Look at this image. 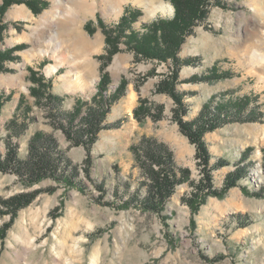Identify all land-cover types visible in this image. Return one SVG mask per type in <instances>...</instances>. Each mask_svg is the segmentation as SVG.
<instances>
[{
    "label": "rangeland",
    "instance_id": "rangeland-1",
    "mask_svg": "<svg viewBox=\"0 0 264 264\" xmlns=\"http://www.w3.org/2000/svg\"><path fill=\"white\" fill-rule=\"evenodd\" d=\"M41 1L45 6L36 15L19 4L3 17L0 51L19 44L23 49L0 62V158L9 143L19 158L27 159L30 139L43 133L55 139L72 175L33 183L0 171V264H264V0H208L206 16L177 48L166 47L171 51L166 60L138 55L120 38L119 52L104 61L98 59L105 54L98 19L116 24L129 6L136 10L130 29L143 32V25L173 16V10L148 16L160 1L170 3L127 0L117 15L101 0H89L88 14L62 0L53 28L41 16L54 4ZM18 7L32 16L8 17ZM87 22L93 33L85 29ZM50 28L58 34L59 51L46 44ZM253 54L262 59L254 61ZM73 63L80 73L87 68L89 80L96 77L91 91L66 84ZM51 66L57 70L48 73ZM29 69L45 83L50 80V91L42 90L59 97L61 104L31 95L37 85ZM103 74L109 79L107 96L121 80L126 88L95 110L98 128L94 135L86 133L82 143L53 124V113L71 112L77 100L90 104ZM208 75V80L196 79ZM169 90L183 96L184 122L196 118L205 103L218 106L248 98L245 110L253 116L229 121L202 139L210 164L221 165L212 173L213 189L222 190L227 175L237 169L244 174L222 198L204 196L202 183L197 187L202 168L195 147L179 130ZM140 100L145 112L136 116ZM85 104L72 122L78 134L87 117ZM13 119L17 127L10 125ZM143 138L165 145L176 167L189 172L158 210L144 207L148 181L130 151ZM22 195L23 202L31 197L29 204L17 210L7 205Z\"/></svg>",
    "mask_w": 264,
    "mask_h": 264
},
{
    "label": "trees",
    "instance_id": "trees-1",
    "mask_svg": "<svg viewBox=\"0 0 264 264\" xmlns=\"http://www.w3.org/2000/svg\"><path fill=\"white\" fill-rule=\"evenodd\" d=\"M173 7V16L169 19L158 18L143 25V32H137L130 29V24L135 17L136 10L127 6L124 10V14L116 24L107 26L102 20L98 19V25L105 34V54L98 57L104 61V59L112 58L113 55L119 52V39H123V44L138 55L145 56L147 58H156L158 60H166L168 57L166 54L170 53L166 49L173 50L181 43L182 37L195 25L198 20L204 18L207 14L208 0H166ZM26 5L33 14H38L39 11L45 6V2L41 0H2L0 4V41L2 39V32L4 26L2 21L6 11L12 5ZM92 22H87L85 29L88 32L93 33L90 30ZM129 31L128 33H126ZM23 49L22 45H16L4 51H0V62L12 58V54ZM177 63V59H174ZM104 67V65H103ZM1 68V67H0ZM31 73V81L36 84L37 87H32L31 95L44 96L49 104H61V99L53 94H49L42 90L48 88L50 91V80L48 83L42 81L41 75L29 69ZM39 74L38 77L36 75ZM221 77V76H219ZM222 78V77H221ZM196 79H209L208 76L196 77ZM109 83L108 76L103 74L98 85L97 93L91 98L90 104H85L81 100H77L75 108L71 112L66 114L56 112L53 113V124L59 129H62L66 135H75L79 142L83 143V137L85 134L94 135L98 128L97 120L95 117V110L102 109L108 101L116 99L123 93L126 88L125 80H121L118 89L111 95L105 94L107 92V86ZM173 84V83H172ZM169 87V84L167 85ZM166 87V88H167ZM169 89V88H167ZM42 90V91H41ZM169 92H172L169 90ZM172 96L175 99L177 109L175 110V120L179 127L180 132L188 139V141L195 147V157L202 168L203 181L202 191H205L204 196H215L222 198L225 193L231 188L235 187L236 182L244 177L241 169H237L231 174L227 175L224 180L223 189L217 191L212 186V173L221 165L215 163L210 164L211 155L208 152L207 144L202 140L204 134L212 132L217 128L223 126L229 121H239L246 117L253 116V112L247 113L245 106L247 105L248 98L243 97L234 103H227L220 105H212L214 101L205 103L202 109L191 121H183V117L186 115L187 110L183 106V96L172 92ZM108 97V98H107ZM144 100H140L139 106L134 110V115L138 116L145 112ZM2 99L0 98V107ZM85 104L87 117L82 118L83 129L79 134L77 130L73 129V121L80 114L82 105ZM56 108H54L55 110ZM58 109V108H57ZM64 114V115H63ZM61 116L65 117L62 118ZM58 120H57V119ZM62 119H68L69 122L66 126L62 124ZM60 120V121H59ZM10 125L16 126L15 120H11ZM25 125V124H21ZM21 128V127H20ZM72 131V132H71ZM12 134V133H11ZM58 145L52 136L45 135L43 133H36L29 141V157L27 159H21L18 157L16 147L11 144H7V151L4 158H0V171L1 172H15V174L22 180L28 182H39L44 178H57L59 179L63 175L64 178H70L72 175L68 168L69 164L67 159L65 160L58 151ZM130 151L133 153L137 165L141 168L147 185L148 192L147 197L144 200V207L157 209L158 206H162L163 202L172 194L174 186L182 183L187 179L189 172L185 169L181 170L173 163L172 153L163 144L156 142L153 139L143 138L137 146H132ZM157 168V169H155ZM70 176V177H69ZM143 184V183H142ZM196 187V189H197ZM26 195L13 198L7 201V205L13 210H17L27 204H29L31 197L26 201ZM132 204L134 199L130 200Z\"/></svg>",
    "mask_w": 264,
    "mask_h": 264
},
{
    "label": "bare ground",
    "instance_id": "bare-ground-1",
    "mask_svg": "<svg viewBox=\"0 0 264 264\" xmlns=\"http://www.w3.org/2000/svg\"><path fill=\"white\" fill-rule=\"evenodd\" d=\"M53 2V7L49 10L46 11L42 16H41V22L44 23L45 25H50L53 28L56 25L57 18L60 16L61 12V3L62 0H51ZM102 3H110L111 8L113 9L114 12H116L117 15H120L123 11L122 5L127 1V0H101ZM157 0H151V2H156ZM259 0H253L254 3H257ZM71 3L77 8L80 12L82 13H89V0H71ZM109 4V5H110ZM107 5V4H106ZM149 6V5H148ZM172 7L170 4H165L162 1L155 7L149 10V15L150 17L156 16L157 14H162L164 15L167 11L172 12ZM148 11V10H147ZM27 13L30 14L24 7H18L15 10L11 11L8 14V17H17L19 14L22 13ZM32 16V15H31ZM49 29L50 30V37L47 40L46 44L47 45H54L55 51H59L61 49L60 47V42H58V34L55 29ZM73 36V35H72ZM57 39V42L53 44V40ZM78 41V40H77ZM73 44L75 46H78V43L76 41H73ZM85 45V44H84ZM41 52V51H40ZM41 54H44L41 52ZM252 59L254 61L261 60L262 58L259 57L257 54H253ZM80 68H78L75 63L71 64L70 66V71L67 72L65 75L64 79L66 80V84L69 86H73L76 89H80L84 92L86 91H91L94 87V83L97 81L96 77H93L91 80H89V73L87 68L82 67V73L79 71ZM57 70V67L51 66L50 68L47 69L48 73L55 72ZM131 100V98H130ZM129 100V101H130ZM130 111V109L128 108Z\"/></svg>",
    "mask_w": 264,
    "mask_h": 264
},
{
    "label": "crops",
    "instance_id": "crops-1",
    "mask_svg": "<svg viewBox=\"0 0 264 264\" xmlns=\"http://www.w3.org/2000/svg\"><path fill=\"white\" fill-rule=\"evenodd\" d=\"M133 97H134V95L131 94V100H130V103H132ZM129 109H130V108H129Z\"/></svg>",
    "mask_w": 264,
    "mask_h": 264
}]
</instances>
